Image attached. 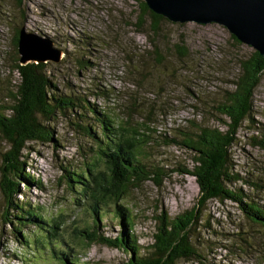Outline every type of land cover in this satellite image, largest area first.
Returning a JSON list of instances; mask_svg holds the SVG:
<instances>
[{"label": "rangeland", "instance_id": "1", "mask_svg": "<svg viewBox=\"0 0 264 264\" xmlns=\"http://www.w3.org/2000/svg\"><path fill=\"white\" fill-rule=\"evenodd\" d=\"M140 2L144 1H0V106L11 103L10 93L18 83L10 65L18 56L13 38L23 28L53 40L62 58L59 63H47L48 74L62 93L74 95L87 108L81 117L74 116L80 130L60 117L51 123L59 146L29 144V169L25 171L43 186V190L31 186L25 198L46 218L58 217L63 241L75 243L72 250L68 244L62 248L70 259L78 256L84 264H120L128 258L123 251L100 245L85 249L74 238L76 230L92 226L87 207L91 201L79 196L75 186L74 192L66 188L61 167L81 171L85 161L90 163L91 142L82 134V126L99 128L88 110L104 111L121 129L140 133L141 160L150 169L161 170L158 183L148 180L133 185L136 189L119 202L130 210L133 232L143 247L142 255H147L155 232L154 218L160 210L174 219L189 211L198 198L195 179L179 170L191 169L194 164L193 154L183 145L184 136L192 130L190 122L225 130L214 107L225 91L233 89L238 60L254 51L235 43L219 24L167 20L159 24L157 35L150 34L152 46L147 35L150 21L142 28L135 26ZM253 141H264V73L253 95L252 124L243 123L230 149L229 169L242 180L227 185L229 189L240 188L264 210V150ZM7 149L0 139V168ZM97 166L105 170L104 163ZM3 209L0 192V264H17L15 253L26 250L28 256L32 249L9 238V228L2 223ZM100 209V234L117 236L120 228L113 205L107 203ZM31 230L22 235L32 234ZM191 243L203 259L178 264H264V229L249 222L230 201L206 204L192 229ZM42 249L34 247L36 252L28 261L43 264L48 255Z\"/></svg>", "mask_w": 264, "mask_h": 264}, {"label": "trees", "instance_id": "2", "mask_svg": "<svg viewBox=\"0 0 264 264\" xmlns=\"http://www.w3.org/2000/svg\"><path fill=\"white\" fill-rule=\"evenodd\" d=\"M139 13L135 26L142 28L150 21V33L147 35L150 45L154 46L150 34L157 35L159 24L169 20L149 11L144 2L139 4ZM19 30L13 38L15 51ZM45 38L53 42L49 37ZM231 38L238 43L232 35ZM16 54L18 56L13 59L10 70L17 75L18 83L14 93H10L11 103L0 106V139L8 148L2 154L0 168V192L4 199L2 223L5 228H9L10 239L22 248L32 249L28 256L26 250L15 253L17 264H37L36 261H28L36 252L33 250L36 246L42 247V253L46 252L48 255L43 264H84L78 256L74 260L70 259L72 256L62 248L61 245L68 244L67 247L72 250L75 243L73 245L63 241L58 233V217L46 218L39 207L25 198V193L31 186L43 190L42 184L25 171L29 169L26 163L29 144L59 146L60 142L54 138L55 131L51 123L60 117L80 130L79 124L74 123V116L81 117L87 108L74 95L64 94L59 90L48 74L47 63L21 66L18 51ZM238 67V75L231 83L233 89L225 91L222 100L214 107L219 115L218 122L225 130L191 121L192 130L189 135L184 136L183 145L193 154L194 164L191 169L183 167L179 170L195 179L198 187L196 203L189 211L174 219L169 218L168 212L160 210L154 218L155 232L153 242L147 246V255H142L143 247L133 232L134 221L130 210L119 202L131 189H136L133 185L148 180L158 183L156 177L161 175V170L155 167L150 169L141 160L139 145L143 139L140 138V133L121 129L104 111L95 108L88 110L99 128L93 130L90 124L82 126V134L91 142L88 151L90 163L85 161L81 171L61 167L64 173L61 179L66 188L74 192L75 186L79 196L91 201L87 207L92 216V226L76 230V242L85 245V249L100 245L123 251L128 258L120 264H178L181 261H199L203 257L191 243V232L200 220L202 209L213 200L236 204L249 222L264 229L263 208L240 188L234 190L227 187L241 179L229 169L230 149L243 123L252 124L253 95L264 73V60L253 51L248 58L238 60ZM253 144L264 150V141H253ZM99 163H104V171L96 169ZM107 203L113 205L114 218L120 228L119 234L113 238L99 232V215H102L100 206ZM29 228H33L32 234L22 235Z\"/></svg>", "mask_w": 264, "mask_h": 264}, {"label": "water", "instance_id": "3", "mask_svg": "<svg viewBox=\"0 0 264 264\" xmlns=\"http://www.w3.org/2000/svg\"><path fill=\"white\" fill-rule=\"evenodd\" d=\"M149 11L174 23L224 26L235 39L250 46L264 60V0H143ZM17 51L21 66L59 63L62 52L53 42L19 30Z\"/></svg>", "mask_w": 264, "mask_h": 264}]
</instances>
